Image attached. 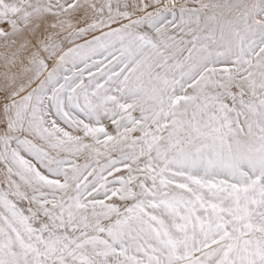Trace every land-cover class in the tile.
<instances>
[{
	"label": "snow or ice",
	"instance_id": "6c2138e0",
	"mask_svg": "<svg viewBox=\"0 0 264 264\" xmlns=\"http://www.w3.org/2000/svg\"><path fill=\"white\" fill-rule=\"evenodd\" d=\"M0 264H264V0H0Z\"/></svg>",
	"mask_w": 264,
	"mask_h": 264
}]
</instances>
